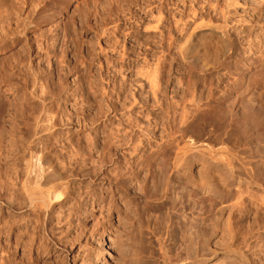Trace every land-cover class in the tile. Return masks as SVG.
Masks as SVG:
<instances>
[{
  "label": "rangeland",
  "instance_id": "rangeland-1",
  "mask_svg": "<svg viewBox=\"0 0 264 264\" xmlns=\"http://www.w3.org/2000/svg\"><path fill=\"white\" fill-rule=\"evenodd\" d=\"M159 1L0 0V264H214L233 251L247 264H264V0H238L234 20L224 27L232 45L224 60L216 56L219 42L209 34L206 18L199 20L205 26L191 38L199 43L194 51L185 42L194 28L192 13L217 1L186 0L182 5L172 0L177 6L166 2L162 7ZM218 3L221 9L227 5ZM159 13L164 21L158 25ZM198 33L204 36L200 39ZM186 44L190 54L183 52ZM162 74L168 76L165 83L159 81ZM154 78L160 82L161 101L155 103L149 87ZM220 80L225 82L220 85ZM188 92L204 101L210 92L209 104H218L215 110H233L238 115L235 129L244 123L250 138L241 139L242 130L230 127L219 134L206 128V115H196V124L189 125V117L184 125L187 137L173 133L175 141L167 149L160 144L161 125L155 134L159 137L149 141L151 149L139 152L147 143L142 129L179 120ZM45 109L57 117H72L70 125H59L55 138L65 147L75 144L79 159L68 167L69 152L63 153L60 163L65 166L57 168L69 194L65 202L52 204L53 211L45 214L41 209L40 214L29 207L19 187L13 190L17 196L10 192L11 156L17 160L19 149L11 150L9 142L15 134L23 141L21 130L34 128ZM178 125L176 130L182 127ZM37 135L32 139L41 133ZM118 136L132 138L123 145ZM85 140L96 147L86 149ZM104 144L113 150L109 146L112 151L105 152ZM62 145L58 142L55 149ZM134 145H140L138 152ZM184 146L191 148L175 159L177 148ZM210 149L225 172L223 166L220 174L211 172ZM215 174L218 198L209 190V176ZM42 243L50 246L42 251ZM224 259L223 264H230Z\"/></svg>",
  "mask_w": 264,
  "mask_h": 264
},
{
  "label": "bare ground",
  "instance_id": "bare-ground-1",
  "mask_svg": "<svg viewBox=\"0 0 264 264\" xmlns=\"http://www.w3.org/2000/svg\"><path fill=\"white\" fill-rule=\"evenodd\" d=\"M159 1V0H158ZM161 1V0H160ZM159 1V2H160ZM190 1V0H189ZM194 2L196 1V3H199L200 2V0H193ZM192 1V3H194ZM207 1V0H206ZM214 1H217L216 2V4H213V3H210V2H208V6L207 5H205V6H203L198 12H193L192 14H193V16H192V19H193V24H194V28L192 29V31H191V33H190V35L188 36V38H187V40L185 41L186 43H191V50L192 51H194V47L196 48V46L199 44V43H197L198 42V40L197 41H195L194 42V44H193V41H191V38H193V35L196 33L195 31L196 30H201L205 25L203 24V23H199L200 21L199 20H201L202 18H206L207 19V22L209 23V28L210 29H208L209 30V34L211 35H216L217 36V39L216 40H218V42H219V48H218V50H217V52H216V56H218L221 60H224V58H226V56H228V55H230V53H231V51H232V45H231V41H230V37H229V33H227L226 31H227V29L225 30L224 29V27H226L227 28V26H225V24H227V21L228 20H234L233 19V16H234V12H235V8H236V5H237V2H238V0H224V1H226V3L225 4H227L226 5V7L223 9H221V8H219L218 6H217V3L220 1V0H214ZM259 2H262L263 0H258ZM146 2V1H145ZM166 2H168V5L169 6H171V5H173V6H177V3H175L174 1V3L172 2V0H162L159 4H163V5H161V7L162 6H164V5H166ZM182 5H185L184 3L185 2H187L186 0H180L179 1ZM205 2V1H204ZM145 4H147V3H145ZM149 4V3H148ZM155 4V3H154ZM158 4V5H159ZM219 4V3H218ZM150 5V4H149ZM200 5H202V4H199V6ZM204 5V4H203ZM147 6V5H146ZM160 6V5H159ZM179 6V5H178ZM158 7V6H157ZM160 7V8H161ZM180 7V6H179ZM196 7V6H195ZM154 8H156L155 6H154ZM176 8H178V7H175V9ZM181 8H182V6H181ZM145 9V8H144ZM162 9V8H161ZM168 9V8H167ZM193 9V8H192ZM152 10V9H151ZM163 10V9H162ZM185 9L183 8V11H184ZM191 10V9H190ZM168 11V10H167ZM181 11V10H180ZM193 11V10H192ZM197 11V10H196ZM169 12V11H168ZM148 13H150L149 11H148ZM211 13H214L213 15H214V17L212 16V15H210ZM151 14V13H150ZM152 15H153V11H152ZM157 16V15H156ZM168 16V15H167ZM149 17V16H148ZM152 17V16H151ZM157 18V17H156ZM162 15L159 13V15H158V18H157V21H155V22H157V24L159 25V23H161V22H163L162 21ZM154 19V18H153ZM191 19V18H190ZM191 19V20H192ZM205 19V20H206ZM215 19V20H214ZM222 19V20H221ZM221 20V21H220ZM203 21V20H202ZM167 22V21H166ZM191 22V21H190ZM190 22H189V24H190ZM230 22V21H229ZM163 24V23H162ZM229 24V23H228ZM227 24V25H228ZM157 25V26H158ZM161 25V24H160ZM184 25V24H183ZM156 26V25H155ZM163 26V25H162ZM182 27V26H181ZM180 27V28H181ZM154 29H156L155 27H153ZM190 29V28H189ZM225 31H224V30ZM188 30V29H187ZM180 31V30H179ZM178 31V32H179ZM218 31V32H217ZM182 32H183V30H182ZM181 32V33H182ZM198 35H199V37H200V39L202 38V35L203 34H201V36H200V34L198 33ZM204 36V35H203ZM198 37V36H197ZM195 39V38H194ZM170 41V40H169ZM200 41V40H199ZM217 42V43H218ZM189 44H186L185 45V47L186 46H188ZM169 46V45H168ZM184 47V51H183V49H181L184 53H185V51H187V54H190L191 53V50H190V48L188 49L187 47L185 48ZM189 47V46H188ZM188 52H190V53H188ZM193 53V52H192ZM124 54V53H123ZM122 54V55H123ZM186 55V54H185ZM190 56V55H189ZM188 57V56H187ZM124 58V57H123ZM108 60V59H107ZM110 63V62H109ZM229 74L227 73L226 74V76H225V78L228 76ZM36 76V75H35ZM161 76V75H160ZM166 76L167 75H163L162 74V76H161V78H160V82H162V83H165L164 81H166L167 79H166ZM157 77V76H156ZM168 77V76H167ZM223 77V80H224V76H222ZM38 79V78H37ZM155 79V78H154ZM153 79V81H151L150 83V88H151V90H152V95H153V99H155V101H154V103L157 101V102H161V101H159L160 99H159V95H160V90H159V85H158V83L157 82H159V81H157L156 79L154 80ZM42 80V79H41ZM169 80V79H168ZM221 81V80H220ZM159 82V83H160ZM167 82V81H166ZM223 82H225V81H221V82H219V84L221 85ZM161 83V84H162ZM165 85V84H164ZM206 85H208V84H206ZM218 85V84H217ZM32 87V86H31ZM40 87V86H39ZM39 87H37V88H39ZM42 87V86H41ZM43 88V87H42ZM44 89V88H43ZM46 89V88H45ZM162 89V88H161ZM35 90H37V89H35ZM210 90V89H209ZM41 91V90H40ZM187 91H189V90H186V92ZM194 91V90H193ZM37 92H39V90L37 91ZM49 92V91H48ZM47 92V93H48ZM34 93V92H33ZM164 92H162V94H163ZM193 93V94H192ZM188 92V93H184L185 95H184V97H182V98H184V100L182 99V101L181 102H183L184 104H182L183 106L181 107V109H182V114L180 113L181 112V110L179 111V113H180V115L178 116L180 119L179 120H177L176 118H170V120L168 121V122H165V123H162V124H160V125H158L159 123H154L155 125H149V124H147V128H149V129H142L143 131L145 130V134L143 135V136H145L146 135V137H147V143L146 144H144V145H141V147H139V146H136L137 147V152H138V149L140 148V151L139 152H142V150L143 149H145V148H147V147H149V141H151V140H153V139H155V138H158V137H156L155 136V134H156V132H158L159 131V129H160V126L162 127L161 129H162V131L160 130V136H161V139H160V144L161 143H163V144H165L164 146H165V148L167 147V149L169 148L168 146H170L171 144V146H173V141H175V139L173 140V139H171V137L173 136V135H175V134H173V133H175V132H177L178 133V135H179V137L181 136L182 138H184L185 136L187 137V135H185V134H187V133H185V132H187V131H185L184 129H186V128H184V125L186 126L187 125V123L189 122L188 120L190 119V118H192V121L190 122V124L189 125H191L192 126V124H196V122H198L196 119H195V117H197L198 116V118L200 117V116H203V115H206V117L205 116H203V117H205L204 119L206 120V122H205V126H206V128H208V127H213V130L214 131H219V134L220 133H223L222 132V130L223 129H226L227 127H230V129H232V130H234L235 129V126H236V128H238L237 127V121H238V115L237 114H235V113H233V110L232 111H229L228 110V108L224 111V110H222V111H220V110H218V109H216L215 110V107H217V105L216 106H214V104L212 105L211 103L209 104V101H208V99L211 97L210 96V92H208V94H206L207 95V97H206V99H205V101L203 100V98H196V96L194 95L195 93L194 92ZM41 94V93H40ZM162 94H161V96H162ZM212 95V94H211ZM34 96V95H33ZM41 96H43L42 94H41ZM198 97V96H197ZM39 98V97H38ZM167 98V97H166ZM159 99V100H158ZM162 99V98H161ZM211 99V98H210ZM135 100V99H134ZM133 100V101H134ZM186 100V101H185ZM202 100H203V102H206L207 101V103H202ZM164 101V100H163ZM166 101V100H165ZM164 101V104H166L167 103V101L165 102ZM53 102V101H52ZM136 102H138V101H134L133 103H136ZM145 102H147V101H145ZM181 102H180V104H181ZM41 103V102H40ZM143 103V102H142ZM54 104H57V107H59L58 106V103H54ZM139 104H141L140 103V101H139ZM145 104V103H144ZM147 104V103H146ZM145 104V105H146ZM157 104H159V103H156V105ZM168 104H171V103H168ZM167 104V108L169 109V110H173L172 108H174V107H176L177 105H173V103H172V105L174 106H169ZM8 105V104H7ZM132 105V104H131ZM27 105H25V107H26ZM46 106H48V105H46ZM51 106V105H50ZM49 106V107H50ZM61 106V105H60ZM161 105H159V107H160ZM164 106H166V105H164ZM206 106V107H205ZM222 106V105H221ZM14 107V106H13ZM31 107V106H30ZM41 107V106H40ZM44 107V106H43ZM55 107V106H54ZM132 107H134V106H132ZM162 107H163V105H162ZM162 107H161V110L163 111V109L165 110V108L163 107V109H162ZM172 107V108H171ZM178 107V106H177ZM176 107V108H177ZM4 109H5V107H3ZM19 108V107H18ZM60 108V107H59ZM175 108V109H176ZM2 109V108H1ZM6 109H7V107H6ZM10 109V108H9ZM56 109V108H55ZM114 109V108H113ZM131 109V108H130ZM224 109V108H223ZM17 110V109H16ZM34 110H36V109H34ZM49 111H50V109H48ZM48 110H44V112L42 111L41 112V114L39 115V116H37L36 118H35V126H34V128L33 127H31V130H30V128L29 129H27L26 131H23V130H21L22 132L20 133L21 134V136L22 137H24L25 139L23 140V141H25V143H23V141L20 139V140H18V136H16L15 137V135H17V134H15L12 138H10L11 140H10V142H9V147L11 148V150H13V151H15L16 149H17V151H18V149H19V152L18 153H16L15 155H16V157L18 156L19 158L16 160L13 156H11V159H12V161H11V171H12V174H14V178L12 177L11 179H10V181L9 182H11V183H9V185L10 186H8V187H10V188H7V189H10V192L11 191H13V190H16L18 187H19V191H21L22 193H23V195H24V199H25V201L27 202V204H29V207L31 208V209H33L35 212H37V213H40L41 214V211L44 209V212H45V214H47L48 212H51V211H53V208H52V204L54 205V204H57L58 203V205L60 204V203H63V202H65L66 201V199H67V190H69V189H67L66 187H67V183L65 182V180L64 179H66L65 177L63 178V174H60L61 172H60V170L58 169V168H60V167H58L59 166V164H62L63 166H65L64 165V163H60V158H61V156H63V153H66V152H69L68 154H66V155H68V157H69V160H68V158H67V160L69 161L68 163L69 164H67L68 165V167H73L74 166V163H75V161H78V160H76L78 157V153H79V151H76L75 150V148H74V146H75V144L73 145L72 144V142H70V144L72 145H70V144H68L66 147L65 146H63L61 143H60V141L57 139V138H55V136H56V134H58V131L60 130V127L62 126L63 127V125H70L71 123L69 122V120H71V118H68V117H66L65 118V115L67 114H65L64 116H63V114H62V116L61 117H57V116H55L54 114L52 115V113H50ZM51 110H53V108L51 107ZM167 110V109H166ZM179 110V109H178ZM4 111V110H3ZM2 111V112H3ZM6 111V110H5ZM19 111V110H18ZM21 111V110H20ZM25 111V110H24ZM29 110H27V112H28ZM109 111V110H108ZM161 111V112H162ZM190 111V112H189ZM1 112V113H2ZM14 112V111H13ZM22 112V111H21ZM20 112V113H21ZM39 112V111H38ZM54 112H56V110H54ZM74 112V111H73ZM78 112V111H77ZM164 112V111H163ZM170 112V111H169ZM168 112V113H169ZM174 113H175V110L173 111ZM173 112H171L172 114H173ZM24 113V112H23ZM30 113H32V112H30ZM30 113H29V116H30ZM37 113V112H36ZM63 113V112H62ZM166 114H167V111L165 112ZM170 113V114H171ZM179 113H176V114H179ZM190 113V114H189ZM35 114V113H34ZM77 114V113H76ZM160 114V113H159ZM164 114V113H163ZM164 115V116H166V117H168L167 115ZM176 114L175 115H173V116H176ZM1 115V114H0ZM20 115H22V114H20ZM27 115V114H26ZM37 115V114H36ZM57 115V114H56ZM68 115V114H67ZM66 115V116H67ZM81 115H83V113L81 114ZM80 115V116H81ZM155 115V114H154ZM153 115V116H154ZM169 115V114H168ZM197 115V116H196ZM74 116V115H73ZM77 116V115H76ZM75 116V117H76ZM157 116H159V118L162 116H160V115H157ZM19 117H21V116H19ZM28 117V116H27ZM26 117V118H27ZM32 117V116H31ZM79 117V116H78ZM78 117H76L77 119V121H78ZM131 117V116H130ZM154 117H156V115L154 116ZM154 117H152V118H154ZM169 117H170V115H169ZM190 117V118H189ZM202 117V118H203ZM17 118V117H16ZM15 118V119H16ZM85 115H83L82 117H81V119H83V127H87V123H85ZM164 118V117H163ZM162 117H161V119H163ZM201 118V117H200ZM207 118V119H206ZM1 119V118H0ZM28 119H29V117H28ZM27 119V120H28ZM31 119V118H30ZM65 119H68L67 121L65 120ZM156 119H158V117L157 118H155L154 120H156ZM196 121H195V120ZM241 119H242V117H241ZM130 120V119H129ZM153 120V121H154ZM164 120V119H163ZM165 120H167V119H165ZM32 121H34L33 119H32ZM31 121V122H32ZM58 121L60 122V124L58 123ZM66 121V122H65ZM81 121V120H80ZM151 121V120H150ZM157 121V120H156ZM178 121V122H177ZM25 122V121H24ZM163 122V121H162ZM179 122H180V124H181V128L180 129H178V130H176V128L175 127H177V125L179 124ZM194 122V123H193ZM202 122V121H201ZM245 122V121H244ZM1 123V122H0ZM19 123V122H18ZM17 123V124H18ZM22 123V122H21ZM63 123V124H62ZM75 123V122H74ZM73 123V124H74ZM78 123V122H77ZM81 123V122H80ZM130 123V122H129ZM150 123V122H149ZM161 123V122H160ZM178 123V124H177ZM240 123V122H239ZM238 123V124H239ZM25 124H26V122H25ZM31 124V123H30ZM33 124V123H32ZM79 124V123H78ZM134 124V123H133ZM177 124V125H176ZM204 124V123H203ZM242 124H243V128H242ZM241 124V126H240V128L239 129H235V131H239V130H242V132L240 131V133H242V134H240L239 133V135H240V137H241V139H248V138H250L249 136H248V134L249 133H247V132H249V130L247 131V129H248V127H247V125H245L244 123H242ZM247 124V123H246ZM19 125V124H18ZM17 125V126H18ZM59 125H61V126H59ZM76 125V124H75ZM149 125V126H148ZM20 126V125H19ZM32 126V125H31ZM130 126V125H129ZM137 126V125H136ZM140 126V125H139ZM138 126V127H139ZM179 126V125H178ZM194 126V125H193ZM249 126V125H248ZM26 127V126H25ZM142 127V126H141ZM144 127H146V126H144ZM143 127V128H144ZM158 127V128H157ZM187 127V126H186ZM0 128H1V126H0ZM14 128H15V126H14ZM179 128V127H178ZM19 129V128H18ZM64 129V128H63ZM84 129V128H83ZM82 129V130H83ZM110 129V128H109ZM125 129V128H124ZM130 129H132V127L130 128ZM202 129H203V127H202ZM204 129H205V127H204ZM210 129V128H209ZM228 129V128H227ZM2 130V129H1ZM20 130V129H19ZM105 130V129H104ZM116 130V129H115ZM126 130H127V128H126ZM128 130H129V128H128ZM138 130H140V128L138 129ZM231 130V131H232ZM125 131V130H124ZM225 131V130H224ZM227 131V130H226ZM230 131V130H229ZM234 131V132H235ZM13 132V131H12ZM11 132V133H12ZM117 132V131H116ZM115 132V133H116ZM130 131H128V133H129ZM14 133V132H13ZM41 133V136L39 135V137H36V138H34V139H32L33 137L32 136H38L37 134H40ZM61 133V132H60ZM106 133V132H105ZM119 133V132H118ZM118 133H117V135H118ZM141 133V132H140ZM142 133H144V132H142ZM225 133H227V132H225ZM230 133V132H229ZM228 133V134H229ZM231 133H233V131L231 132ZM231 133L229 134V136L228 137H226V138H230V135H231ZM103 134V133H102ZM109 134H110V132H109ZM109 134H107V135H109ZM123 134H125V133H123ZM122 134V135H123ZM235 134H237L236 132H235ZM19 135V134H18ZM107 135H105V136H107ZM110 135H112V133L110 134ZM225 135H227V134H225ZM20 136V135H19ZM67 136V135H66ZM90 136V135H89ZM103 136H104V134H103ZM113 136H116V134H114ZM129 136V135H128ZM166 136H168V137H166ZM221 136V135H220ZM234 136V135H233ZM233 136H231V137H233ZM236 136V135H235ZM18 137V138H17ZM63 137V136H62ZM119 138L121 137V136H118ZM123 137V136H122ZM142 137V136H141ZM173 137H175V136H173ZM180 137V138H181ZM223 137V136H222ZM55 138V139H54ZM61 138V137H60ZM67 138V137H66ZM85 138V137H84ZM88 138H90V139H92V137H88ZM87 138V139H88ZM104 138V137H103ZM109 138V137H108ZM111 138V137H110ZM123 138H127V137H123ZM123 138H120V139H122L123 140ZM129 138V137H128ZM132 138V137H131ZM131 138H130V141H131ZM30 139H32V140H30ZM70 139V138H69ZM117 139V138H116ZM178 139V138H177ZM76 140V139H75ZM77 140H79V139H77ZM89 140V139H88ZM86 141V142H84V147L87 149V147L89 148L90 146H92L91 145V143H90V141ZM95 140V139H94ZM102 140H104V139H102ZM110 140V139H109ZM108 140V141H109ZM115 140V139H114ZM113 140V141H114ZM117 140H119V139H117ZM117 140L115 141V143L117 142ZM127 140H129V139H127ZM138 140H140V138H138ZM157 140V139H156ZM185 140V139H184ZM189 140V142H190V139H188ZM74 141V140H73ZM113 141H109L110 143L111 142H113ZM123 141H125V140H123ZM130 141H125L124 143H123V145L126 143V142H130ZM141 141V140H140ZM144 141V140H143ZM58 142H59V144L60 145H62V146H60L61 147V150H56L55 148L57 147V144H58ZM118 142H120V141H118ZM153 142V141H152ZM159 142V141H158ZM177 142V141H176ZM246 142H247V140H246ZM103 143H104V141H103ZM106 144H107V142H105ZM114 143V142H113ZM76 144H78V143H76ZM90 144V145H89ZM98 144V143H97ZM134 144V143H133ZM139 144V143H138ZM143 144V143H142ZM38 145V146H37ZM39 145H41V148H40V146ZM95 145V147H96V144H94ZM93 145V146H94ZM105 145V144H104ZM122 144L120 143V146H121ZM129 145V144H128ZM131 145H132V143H131ZM158 145V144H157ZM174 145H176L175 143H174ZM191 145V144H190ZM78 146V145H77ZM105 146H106V148H105ZM105 146H101V147H103V149L105 148L106 149V151L105 152H107L108 150H107V148L109 149V146L111 147L110 149H112L113 150V148L114 147H112L111 146V144H109V145H105ZM113 146H114V144H113ZM120 146H116L115 145V147H120ZM162 146V145H161ZM160 146V147H161ZM177 146V145H176ZM37 147H39L40 149L38 150V148ZM79 147H80V145H79ZM136 147H135V145H134V148L133 149H136ZM139 147V148H138ZM156 147V146H155ZM175 147V146H174ZM23 148H25V150L23 149ZM59 148V147H58ZM82 148V147H81ZM150 148V147H149ZM159 148V147H158ZM164 148V147H163ZM186 148H191L190 146H188V147H183V148H177V153L175 152V154H176V158L175 159H180L181 160V155H182V153L181 152H183V154H184V151L186 150ZM98 149V148H97ZM104 149V150H105ZM109 149V150H110ZM151 149V148H150ZM172 149V148H171ZM9 150V149H8ZM41 150V151H40ZM90 150V149H89ZM103 150V151H104ZM112 150H110V151H112ZM154 150V149H153ZM158 150V149H157ZM184 150V151H183ZM188 150V149H187ZM25 151H27V154H26V152ZM83 151V150H82ZM81 151V152H82ZM134 151V153L136 152V150H133ZM162 151H164V150H162ZM172 151V150H171ZM78 152V153H77ZM152 152V151H151ZM150 152V153H151ZM187 152V151H186ZM206 152H207V150H206ZM205 152V153H206ZM83 153H84V151H83ZM89 153H90V151H89ZM88 153V154H89ZM101 153H103V152H101ZM100 153V154H101ZM108 153H110V152H108ZM133 153V152H132ZM159 153V152H158ZM157 153V154H158ZM172 153V152H171ZM208 153V155H209V159H210V163H211V165L209 166V168H210V170H212L211 172H215V173H218L219 171H221L222 172V170H219V168L221 169L222 168V166H223V171L225 172V168H224V164L223 165H219V163L221 164V161L220 162H218V165L216 164L217 163V159H216V155H215V153L214 152H212L211 151V149H210V151H208L207 152ZM206 153V154H207ZM87 153H85V155H86ZM87 154V155H88ZM142 154V153H141ZM152 154H154V153H152ZM162 154V153H161ZM174 154V155H175ZM186 154V153H185ZM14 155V154H13ZM14 155V156H15ZM28 155V157H26ZM84 155V154H83ZM102 155H104V153L102 154ZM106 155V154H105ZM140 155V154H139ZM207 155V156H208ZM219 155V154H218ZM220 155H221V152H220ZM80 156V155H79ZM151 156V155H150ZM222 156H223V153H222ZM222 156H220V157H222ZM225 156V155H224ZM83 156H81L80 158H82ZM110 157V156H109ZM141 157V156H140ZM142 157H144V156H142ZM147 157V156H146ZM184 157V156H183ZM65 158V157H64ZM64 158H62V160L64 159ZM153 158V157H152ZM218 158H219V156H218ZM79 159V158H78ZM106 159V158H105ZM146 159H148V158H146ZM145 159V160H146ZM225 159V158H224ZM9 160H10V158H9ZM179 160V161H180ZM219 160H220V158H219ZM218 160V161H219ZM223 160V159H222ZM4 161H5V159H4ZM103 161V160H102ZM106 161V160H105ZM209 161V160H208ZM224 161V160H223ZM65 162H66V159H65ZM86 162V161H85ZM84 162V163H85ZM140 162V161H139ZM146 162V161H145ZM178 162V161H177ZM225 162H226V159H225ZM227 162H228V160H227ZM144 163V162H143ZM223 163V162H222ZM226 164V163H225ZM2 165V164H1ZM10 165V164H9ZM131 165V164H130ZM140 165V164H139ZM230 165V164H229ZM228 165V166H229ZM79 166V165H78ZM101 166H103V165H101ZM219 166H221V167H219ZM4 167V166H3ZM6 167V166H5ZM4 167V168H5ZM58 167V168H57ZM81 167H82V165H81ZM227 167V166H226ZM3 168V169H4ZM7 168V167H6ZM64 169H65V167H63ZM83 168V167H82ZM132 168V167H131ZM1 169H2V167H1ZM0 169V170H1ZM61 169V168H60ZM67 169V168H66ZM65 169V170H66ZM74 169V168H73ZM177 169V168H176ZM8 170V169H7ZM70 170H71V168H70ZM123 170V169H122ZM209 169H208V171H210ZM10 171V170H9ZM9 171H7V172H9ZM175 171V170H174ZM3 172V171H2ZM63 172V171H62ZM176 172V171H175ZM174 172V173H175ZM210 172V173H211ZM96 173V172H95ZM170 173H171V171H170ZM6 174H8V173H6ZM11 174V173H10ZM9 174V175H10ZM97 174V173H96ZM208 174V173H207ZM219 174H220V172H219ZM8 175V176H9ZM134 175V174H133ZM225 175V174H224ZM227 175H229V174H227ZM1 176V175H0ZM221 176H222V173H221ZM3 176H1L0 177V179L2 178ZM5 177V176H4ZM10 177V176H9ZM219 177H220V175H219ZM224 177V176H223ZM69 178V177H68ZM220 178H222V177H220ZM8 179V178H7ZM119 180V179H118ZM220 180H222V179H220ZM5 181V180H4ZM120 182V181H119ZM209 183H210V186H209V190H211L212 191V193H213V195L215 196V198H216V196L220 193L219 191H221V190H219V188H218V183H217V176H216V174L215 175H212V176H209V181H208ZM218 182L220 183V181L218 180ZM222 182V181H221ZM1 183V182H0ZM8 183V182H7ZM224 183H225V181H224ZM69 184V183H68ZM123 184V183H122ZM226 184V183H225ZM224 184V185H225ZM1 185V184H0ZM5 185V184H4ZM8 185V184H7ZM65 185H66V187H65ZM70 186V185H69ZM227 186H229V185H227ZM221 187V186H220ZM223 187V186H222ZM6 188V187H5ZM228 188V187H227ZM222 189V188H221ZM18 190V189H17ZM228 190V189H227ZM1 191V190H0ZM6 192H7V190H6ZM9 192V191H8ZM8 193V195L10 194V196L11 195H13V194H11V193H13V192H15V191H13V192H11V193ZM18 192V191H17ZM210 192V191H209ZM224 192V191H223ZM19 193V192H18ZM2 194V193H1ZM15 195H16V192L14 193ZM20 194V193H19ZM69 194V193H68ZM210 194V193H209ZM221 194V193H220ZM219 194V195H220ZM224 194V193H223ZM6 195H7V193H6ZM22 195V194H21ZM211 195V194H210ZM213 195H212V197L211 198H214L213 197ZM4 196V199L6 200L7 199V197L5 198V195H3ZM17 196V195H16ZM19 196V195H18ZM21 197V196H20ZM88 197V196H87ZM219 196H217V198H218ZM13 198H15V197H13ZM23 199V200H24ZM8 200V199H7ZM16 200H18V199H16ZM79 200V199H78ZM77 200V201H78ZM218 200V199H217ZM14 201V200H13ZM21 201H22V198H21ZM8 202V201H7ZM9 202H10V199H9ZM15 202H18V201H15ZM24 202V201H23ZM9 204V203H8ZM11 204V203H10ZM19 204V203H18ZM22 204V203H21ZM23 205V204H22ZM21 205V206H22ZM16 206H18L17 204H16ZM26 206V205H25ZM14 207V206H13ZM76 207V206H75ZM14 209H15V207H14ZM42 209V210H41ZM13 210V209H12ZM33 212V211H32ZM39 214V215H40ZM43 214V213H42ZM21 215V214H20ZM35 215H37V214H35ZM49 215H47L46 217H48ZM43 217V216H42ZM52 217V216H51ZM36 218H38L37 216H36ZM45 218V217H44ZM1 220V219H0ZM37 220V219H36ZM40 220V219H39ZM33 221H35V219L33 220ZM1 222V221H0ZM40 222V221H39ZM33 224V223H32ZM31 224V225H32ZM38 224V223H37ZM12 225V224H11ZM42 225V224H41ZM33 226V225H32ZM3 227V226H2ZM5 227V226H4ZM34 227V226H33ZM5 230V229H4ZM10 230V229H9ZM233 230V229H232ZM34 231V230H33ZM36 231H38V230H36ZM32 232V231H31ZM36 235V234H35ZM35 238V237H34ZM19 240V239H18ZM55 240V239H54ZM20 241V240H19ZM53 241V240H52ZM17 242V241H16ZM54 242V241H53ZM18 243V242H17ZM47 243V242H46ZM111 242L110 241H107L106 242V244H110ZM16 244V243H15ZM26 244V243H25ZM49 244V243H48ZM48 244H41L40 245V248H41V250H42V248L44 249L45 248V250H46V248H48ZM44 245V246H43ZM55 245V244H54ZM39 246V245H38ZM49 246H50V244H49ZM65 246V245H64ZM251 246V245H250ZM247 247V246H246ZM70 248V247H69ZM236 248V247H235ZM237 249V248H236ZM37 250H39L38 248H37ZM112 250V249H111ZM111 250H110V252H111ZM242 250V249H241ZM253 250V249H252ZM43 251V250H42ZM222 251V250H221ZM234 252V251H233ZM232 252V253H233ZM247 252V251H246ZM228 254L226 257L227 258H229L230 260H231V262H233L232 264H247V261H246V259L242 256V255H238L239 253H237V254ZM215 255H217V254H215ZM220 257V256H219ZM225 256H223L222 258V261H221V263H220V261L219 260H217L220 264H223V261L225 260L224 258H226ZM215 259H217V256L215 257ZM229 259H226V261H228V262H230L229 261ZM212 261V260H211ZM211 261L208 263V264H213V263H211ZM213 261H214V259H213ZM216 261V262H217ZM215 261H214V264L216 263ZM218 262L216 263V264H218ZM231 262H230V264H231ZM225 263H227V262H225ZM205 264V263H204ZM229 264V263H228ZM252 264V263H251Z\"/></svg>",
  "mask_w": 264,
  "mask_h": 264
}]
</instances>
